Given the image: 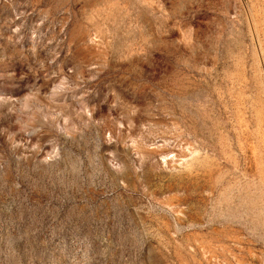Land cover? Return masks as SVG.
Wrapping results in <instances>:
<instances>
[{"label":"rangeland","instance_id":"rangeland-1","mask_svg":"<svg viewBox=\"0 0 264 264\" xmlns=\"http://www.w3.org/2000/svg\"><path fill=\"white\" fill-rule=\"evenodd\" d=\"M0 264H264V0H0Z\"/></svg>","mask_w":264,"mask_h":264}]
</instances>
